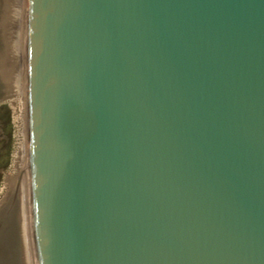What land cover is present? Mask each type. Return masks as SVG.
I'll list each match as a JSON object with an SVG mask.
<instances>
[{"label":"water","instance_id":"95a60500","mask_svg":"<svg viewBox=\"0 0 264 264\" xmlns=\"http://www.w3.org/2000/svg\"><path fill=\"white\" fill-rule=\"evenodd\" d=\"M31 5L42 264H264V0Z\"/></svg>","mask_w":264,"mask_h":264},{"label":"bare ground","instance_id":"6f19581e","mask_svg":"<svg viewBox=\"0 0 264 264\" xmlns=\"http://www.w3.org/2000/svg\"><path fill=\"white\" fill-rule=\"evenodd\" d=\"M31 0H0V98L30 75ZM9 100L14 107L16 141L12 164L4 177L0 207L18 195L25 264H42L38 218L39 169L32 120L30 77ZM1 100V101H3ZM0 101V102H1Z\"/></svg>","mask_w":264,"mask_h":264},{"label":"rangeland","instance_id":"374dc122","mask_svg":"<svg viewBox=\"0 0 264 264\" xmlns=\"http://www.w3.org/2000/svg\"><path fill=\"white\" fill-rule=\"evenodd\" d=\"M15 132L14 107L9 100H3L0 102V195L5 174L12 164Z\"/></svg>","mask_w":264,"mask_h":264}]
</instances>
